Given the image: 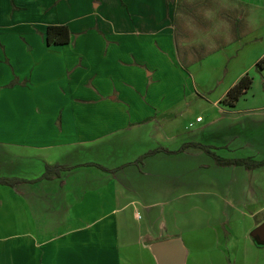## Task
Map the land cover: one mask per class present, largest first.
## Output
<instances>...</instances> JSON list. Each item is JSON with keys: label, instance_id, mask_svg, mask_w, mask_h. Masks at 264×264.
I'll list each match as a JSON object with an SVG mask.
<instances>
[{"label": "crops", "instance_id": "1", "mask_svg": "<svg viewBox=\"0 0 264 264\" xmlns=\"http://www.w3.org/2000/svg\"><path fill=\"white\" fill-rule=\"evenodd\" d=\"M165 1L157 4L160 15ZM13 4L0 0V39L23 45L25 56L0 55V105L24 99L30 114L8 118L0 110V175L26 181L17 188L0 185V264H130L126 255L135 248L154 264L145 255L152 243L181 237L187 247V235V264L191 253V263L199 264L196 240L203 228L219 227L229 236V224L244 216L257 218L255 228L264 222L258 219L263 211L246 209L262 197L264 167L221 166L195 147L135 164L149 151L175 152L188 143L207 146L224 160L263 161L264 70L256 69L252 87L235 107L222 101L237 82L210 101L216 113L195 115L183 129L168 128L177 118L171 111L198 85L183 70L174 34L163 26L147 28L156 19L136 17L127 0H100L97 9L94 0ZM50 25L68 26L71 42L48 45ZM255 86L262 92L254 94ZM56 146L65 156L54 162ZM40 159L45 167L70 169L48 179L24 170ZM40 180L49 186L37 189ZM188 196H204L216 206L204 211L192 204L183 212L173 202ZM72 210L80 212L73 218ZM189 210L207 225L178 222ZM167 216L174 218L171 225L164 222ZM217 242L218 237L213 246L220 251ZM254 256L245 253L242 261Z\"/></svg>", "mask_w": 264, "mask_h": 264}, {"label": "rangeland", "instance_id": "2", "mask_svg": "<svg viewBox=\"0 0 264 264\" xmlns=\"http://www.w3.org/2000/svg\"><path fill=\"white\" fill-rule=\"evenodd\" d=\"M247 1L254 0H238V9L223 13V15L233 24V36L231 40L225 41L220 39L217 41V46L215 48L205 49L202 46L192 48L191 53H194V55L190 54L189 51L181 48L178 43H176L180 60L187 66V69H184V67L183 70L186 74H190L189 71L192 73V78L195 80L198 87L196 88V92L189 93V96L186 99H183V101L171 111V113H175V115H177V118L172 121H168L166 125L168 128L175 127L177 129H183L188 126L192 117L196 118L195 115L207 117V113H216L219 109L216 106V108L211 110L212 106L210 105V101L214 103V100L218 99L226 88L234 85V83L238 82L244 75L249 74L250 77H253L257 74V63L264 56V5L261 4L259 7H255V5ZM258 1L262 2L263 0ZM98 2H100V0H98ZM128 2L133 8L135 7L134 11L136 17L143 18L148 23L149 21H154L156 19L155 21H157V24L149 23L147 28L152 29L157 25L160 27L163 26V28L174 34L177 42L178 37L181 35L183 30L177 20V6L176 8L173 7L172 0H166L165 8H161V15L163 16L159 14L157 4L160 2L163 5L164 0H127V3ZM133 4H136V6H133ZM180 7L187 9L189 12H194V8L185 3V0H180ZM253 13H256L258 17L261 18V23L258 27L250 28L245 21L246 17ZM200 23L204 24L205 21L200 19ZM28 42L30 44H35V42L31 40H28ZM6 45L8 51L6 50ZM14 48L16 49L14 50ZM23 50H25L23 45L14 46V43L11 40L0 39V55L5 56L7 59L9 57L7 55L10 54V58L13 60L15 57L13 54H15L16 51L21 53V55H24L25 51ZM44 76L49 77L47 73H44ZM175 78L178 80L177 77H174V79ZM255 87L254 94L262 92L261 86ZM22 100L23 102H21ZM28 105L29 104L24 99H5L0 105V110L6 113L8 118L11 117V113H13L16 115V118L19 119L21 114L23 115L27 112L30 114ZM24 121L25 120L22 121V124ZM43 122L45 123V120H43ZM159 122L160 128L166 132L164 121L160 119ZM44 128L50 130V127ZM3 148L4 147L0 146V152L4 150ZM62 149L63 147L56 146L54 148V152L50 153V159L55 162L60 160L59 158L61 154L65 156V153L60 152ZM116 154H118L117 151ZM91 159L94 161L96 160L95 157H91L89 160ZM64 160L67 159L64 158ZM113 160H115V156L110 158V161ZM42 161H44V159L33 162L25 166L24 170H26L27 173L33 172L32 174H34L39 172L42 174L45 172V163ZM100 161H102V159ZM38 182L39 185L37 189H46V187L49 186L46 182L42 184L43 181L41 180ZM259 184L261 191L259 195L262 197L255 202V205L246 209L263 211L262 214L258 216L259 220H263L264 169L260 174ZM209 201L210 200L204 196H199L197 200H192V197L188 196L187 198L173 203L175 205H182L181 210H183V212L192 208V204L198 205L201 210L208 211L210 210L208 207H211L212 205L216 206L213 203L209 204ZM79 212L80 211L72 210V217H76V213ZM165 219L166 220L164 222H167L168 225H171L170 223L174 221V218H170L169 216ZM256 220L257 218L251 219L249 216H244L238 221L230 223L231 235L229 236H227V233L219 229V227L217 230L215 228L212 230V228L209 227L203 228L204 230L198 233V240H196L198 247L201 248V252L197 255L199 264H264V247L259 248L253 244L254 242L250 237L251 231L255 229ZM181 221L182 224L185 223L186 226L191 224L190 227L195 226L198 222L199 224L207 225L205 217L195 215L191 211L187 215L178 217V222ZM216 231H218V233ZM217 237V244L220 251L215 249V246H213L214 238H216L217 241ZM194 240L195 238L192 237L191 241ZM186 241L187 248H190L191 252L192 247L189 235H187ZM245 253L255 255L254 258L250 259L251 262L245 263L242 261ZM191 254L189 256L188 264H192ZM145 255H147V258L149 257V260L151 259L154 264H157L150 250H146ZM126 258H129L130 264H147V261H144V255L139 252V249L137 248H135L133 252L127 254Z\"/></svg>", "mask_w": 264, "mask_h": 264}, {"label": "clouds", "instance_id": "3", "mask_svg": "<svg viewBox=\"0 0 264 264\" xmlns=\"http://www.w3.org/2000/svg\"><path fill=\"white\" fill-rule=\"evenodd\" d=\"M185 3L192 6L194 12L180 7V0H177V20L183 30L177 43L181 48L194 55L192 48H215L218 40L232 39L233 24L223 13L238 9V0H185ZM200 19L205 23L201 24ZM245 22L254 28L259 26L261 18L253 13L246 17Z\"/></svg>", "mask_w": 264, "mask_h": 264}, {"label": "trees", "instance_id": "4", "mask_svg": "<svg viewBox=\"0 0 264 264\" xmlns=\"http://www.w3.org/2000/svg\"><path fill=\"white\" fill-rule=\"evenodd\" d=\"M122 1V0H121ZM13 4V0H12ZM99 5L98 0L94 1V6L97 8ZM173 7L176 8L177 6V0H172ZM13 8L15 9V6L13 4ZM71 36L72 33L70 31V28L66 25H50L46 30V40L48 45L50 46H64L71 42ZM182 66L187 69V66L182 63ZM257 69L258 70H264V56L259 60L257 63ZM254 82L253 77H250L249 74H246L243 76L234 86H232L225 99L222 101L224 105H227L228 107H235L240 98L250 90ZM190 147L195 148H201L203 149L207 154H209L213 159L221 166H245L248 170H256L264 167V160L263 161H254L252 159H238V160H224L218 157L216 154H214L211 149L207 146L201 145V144H185L183 145L178 151L170 152L167 149L159 148L156 150L149 151L144 156H140L135 164L140 165L142 164L143 160L147 156L155 155L159 152H166L170 154H177L184 152L186 149ZM70 168L65 167L63 165L56 164L54 166H46L45 172L43 174L44 179H48L51 176H59L62 172L69 170ZM42 180V179H41ZM26 181L20 179L18 176L15 175H0V185H7L12 188H17L18 186L24 184Z\"/></svg>", "mask_w": 264, "mask_h": 264}, {"label": "water", "instance_id": "5", "mask_svg": "<svg viewBox=\"0 0 264 264\" xmlns=\"http://www.w3.org/2000/svg\"><path fill=\"white\" fill-rule=\"evenodd\" d=\"M250 235L257 245L264 246V222ZM149 249L157 264H187L188 249L181 237L156 241Z\"/></svg>", "mask_w": 264, "mask_h": 264}, {"label": "built area", "instance_id": "6", "mask_svg": "<svg viewBox=\"0 0 264 264\" xmlns=\"http://www.w3.org/2000/svg\"><path fill=\"white\" fill-rule=\"evenodd\" d=\"M198 121H201V119H198Z\"/></svg>", "mask_w": 264, "mask_h": 264}]
</instances>
